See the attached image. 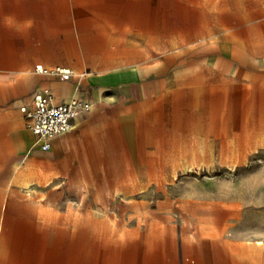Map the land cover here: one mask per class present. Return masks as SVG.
I'll return each mask as SVG.
<instances>
[{"label":"rangeland","instance_id":"1","mask_svg":"<svg viewBox=\"0 0 264 264\" xmlns=\"http://www.w3.org/2000/svg\"><path fill=\"white\" fill-rule=\"evenodd\" d=\"M57 64L158 68L174 124L52 181L0 116V264H264V0H0V83Z\"/></svg>","mask_w":264,"mask_h":264},{"label":"crops","instance_id":"2","mask_svg":"<svg viewBox=\"0 0 264 264\" xmlns=\"http://www.w3.org/2000/svg\"><path fill=\"white\" fill-rule=\"evenodd\" d=\"M74 71L70 79L63 80L34 70L26 88L23 89L18 81L11 85L13 95L6 84L0 83V116L8 128V137L2 142L3 150L16 157L27 156L31 162L45 160L52 181H63L70 164L85 163L74 157H86L89 159L86 163L91 165L101 164L100 158L108 149L129 150L135 164L140 155L138 150L157 147L149 142L157 140L155 135L159 127L174 124L172 110L176 108L175 98L181 89L168 86L158 68L145 69L140 77H128L112 84H106L102 78H89L90 73ZM38 88L51 90L56 103L74 97H83L93 103L92 110L77 117L74 128L54 138L48 150L42 149L30 127L24 126L27 118L21 110L31 102ZM144 141L147 143H142ZM19 163L21 161L17 160L16 167Z\"/></svg>","mask_w":264,"mask_h":264},{"label":"built area","instance_id":"3","mask_svg":"<svg viewBox=\"0 0 264 264\" xmlns=\"http://www.w3.org/2000/svg\"><path fill=\"white\" fill-rule=\"evenodd\" d=\"M35 71L40 74L58 76L68 80L75 73L74 69L56 65L47 68L37 65ZM93 103L83 97H74L61 103L54 102V94L49 89L38 88L29 104L21 110L25 113L28 126L37 136L42 149L48 150L52 140L74 128V120L80 115L90 112Z\"/></svg>","mask_w":264,"mask_h":264},{"label":"bare ground","instance_id":"4","mask_svg":"<svg viewBox=\"0 0 264 264\" xmlns=\"http://www.w3.org/2000/svg\"><path fill=\"white\" fill-rule=\"evenodd\" d=\"M34 183H35V180L33 181V179H29V180H26V181L24 182V186H25L26 188H29V187H31Z\"/></svg>","mask_w":264,"mask_h":264}]
</instances>
